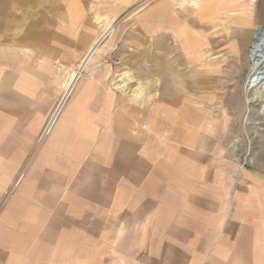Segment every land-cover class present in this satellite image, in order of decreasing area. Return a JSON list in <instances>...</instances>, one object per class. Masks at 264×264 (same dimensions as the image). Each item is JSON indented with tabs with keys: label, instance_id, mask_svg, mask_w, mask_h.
Segmentation results:
<instances>
[{
	"label": "crops",
	"instance_id": "crops-1",
	"mask_svg": "<svg viewBox=\"0 0 264 264\" xmlns=\"http://www.w3.org/2000/svg\"><path fill=\"white\" fill-rule=\"evenodd\" d=\"M194 1L196 4L189 6ZM253 1L183 0L187 6L182 5L175 13L173 0L153 5L144 14V33L154 34L147 22L158 21L172 46L142 57L148 58L144 61L158 60V64L146 67L148 75L165 81L163 94L154 103L142 106L114 96L106 85H96L95 101L89 102L88 111L82 113V136L75 140L60 136L54 144L52 135L60 126L68 98L78 82H73L72 76H85L82 72L87 68L74 67L65 73L60 86L64 87L61 102L46 119L44 134L37 137L28 158L25 162L19 160L21 173L10 189L15 190L25 175L27 180L42 170L47 176L59 177L58 181L68 177V192L66 188L60 191L59 182L50 181L37 190L42 194L54 191V199L32 202L23 198L24 204L31 207L16 223L15 233L20 236H16L15 248L1 247L0 264H264V179L255 171L244 172L231 189L230 163L222 161L227 151L214 148L212 141L200 137L230 136L228 126L215 128L209 112L199 116L194 109L202 107H197L192 95L184 96L185 89L186 93L200 91L206 94L203 109H212L216 87H226L221 78L238 76L239 61L247 60L238 46H256L264 29L253 32L259 21ZM5 4L0 0V13ZM99 18L95 15L94 20ZM225 29H230L237 40L233 43L226 38L218 45L224 48L232 42L228 49L236 69L224 74L222 67L203 62L205 53L213 50L214 36ZM158 30L156 27L155 32ZM167 48L171 53H166ZM46 54L34 62L38 68L24 64L8 68L0 61V102L6 100L8 109L20 118L38 116L40 101L43 107L48 105L47 74L43 81L54 52ZM251 54L254 56V51ZM81 59L86 61L81 57L78 65ZM164 65L170 67L169 74ZM92 71L91 79L96 68ZM184 75L192 81H198L201 75L204 84L186 83L183 88L177 82L183 84L178 78ZM141 84L131 93L132 102L147 99L156 86L152 81L146 90ZM23 86H29V95L22 93ZM233 95L225 98L231 106L235 102ZM44 120L37 118L36 125ZM22 127L21 122L8 123L0 132V136H9L5 148H0V174H5V183L19 167H11L17 160L15 151L23 147L16 136L37 134V129L32 133L17 132ZM11 128L15 131L9 133ZM44 143L62 151L55 153L59 160L49 156V162L45 151L39 161L46 164V170L29 169ZM77 164L80 171H76ZM65 167H71L70 172ZM82 171L86 172L85 179ZM15 214L18 215L16 211ZM26 228H31L30 233Z\"/></svg>",
	"mask_w": 264,
	"mask_h": 264
},
{
	"label": "rangeland",
	"instance_id": "rangeland-1",
	"mask_svg": "<svg viewBox=\"0 0 264 264\" xmlns=\"http://www.w3.org/2000/svg\"><path fill=\"white\" fill-rule=\"evenodd\" d=\"M163 1L3 0V3L6 2V4L2 7L3 12L0 13V61L5 62L8 68L11 65H15L18 68L19 65L23 64L38 68L34 65V62L46 57V52H54V57L49 58L47 63L44 73L45 80L43 81H46L47 74L49 92L45 96V101L48 102V105L43 107L44 105L40 101V106L37 110L38 116L20 118L19 115L13 114L12 109H8L7 106L9 105H6V100L1 99L0 132L4 130L6 124L15 122L22 123V129L17 130V132L22 134L32 133L37 129V134L35 133L34 136H16V138L21 139L20 142L23 147L15 151L17 160L11 164L12 168L14 166L17 168L21 159L25 162L28 158L26 156L30 149L33 148L37 137H41L44 134L46 119L51 112L53 114V109L62 99L61 95L64 87L60 89V86L63 76L74 67L75 69L81 68V70L83 67L87 69L82 72V75L85 76H72L73 82H78L68 98L67 110L64 117L60 120V126L56 128L55 133L52 135L51 140L54 141V144L60 140V136H65L68 140H75L82 136V131L79 128V124L82 122V113L88 111L86 109L89 102L95 101L96 85H106L114 96L122 97L131 103H138L142 106L154 103L156 99H159L163 94L165 81L157 76L148 75V67H146L158 64V60H155L156 62L151 60L144 61L148 60V58L142 56L144 53H162L163 49L172 45L166 41L167 37L161 30L162 27L158 21L157 24L147 22L154 34H145L143 25L144 14L153 5ZM186 3L183 0H177L176 5L174 4L172 9L173 12L180 10L182 5L183 7L187 6ZM195 4L196 2L189 6H194ZM252 5L257 9L256 12L259 19L253 30L255 32V30L264 27V0H254ZM95 15L101 18L94 20ZM227 22L225 20L223 24L226 25ZM111 24H113L112 28ZM220 26L217 28H220ZM156 27H159L158 32H155ZM261 31L262 38L256 46H238L241 54L246 53L247 60L239 61L240 71L238 76H235L238 78L237 83H235V77H226L224 75L221 78L222 83H226V87H216V99L212 109H203V101L206 99V94L200 91L186 93L187 89L184 90V96L192 95L191 97L194 101L198 102L197 107H202L198 111L194 109L199 116L204 115L208 111L211 116L210 120L215 123V128L220 127L222 130L224 125L228 126L230 136L223 134L221 136L200 137L207 141H212L214 148H225L228 152L224 156L225 160L222 161L230 163L231 171L228 175L231 189L238 185V182L242 179L240 175L244 172L255 171L258 176L264 179V29ZM231 32L230 29H225V32L223 30L218 32L213 39V50L208 51L204 55L206 58V61L203 62L204 64L211 62L215 68L216 66L222 67L224 74L227 73L226 71L230 72L232 70L233 72L236 69V66H233L231 62L230 48L228 49L232 45L231 41L234 43L237 40ZM226 38L227 40L231 39L230 43L224 46L225 49L218 48V45L224 43ZM257 38L260 40V36ZM113 44H115L114 47ZM253 51L254 56L251 54ZM166 53H171L169 48H167ZM81 57L86 58V61L84 62L81 59L78 65ZM165 66V72L169 74L167 70L170 67L166 68ZM204 66L207 67V65ZM94 68H96V71L93 74V79H91L90 76ZM179 69L183 70V67L179 66ZM178 79L183 80V84L177 82V85H181L183 88H186V83L196 82L200 86L204 84L201 75L198 81L196 79L192 81L189 76L179 77ZM152 81L156 86L152 87L149 97L139 102H132L131 93L138 84L142 83L143 89L147 90ZM234 84L238 86V93L234 91ZM42 86L44 85L42 84ZM23 87L22 93L29 95V86ZM231 91L232 93H230ZM232 95L235 98V102L231 106L226 100ZM52 98L53 104L51 105ZM225 98L227 99L225 100ZM65 101L66 99L62 100L63 103ZM19 108L24 109L25 107L20 106ZM40 117L45 118V120L38 126L36 122L37 118L39 119ZM211 126L214 127L213 124ZM13 131L15 130L11 128L8 132L11 133ZM14 137L12 136V138ZM8 139L9 136H0V148H5L4 142ZM72 142L70 141V143ZM27 143L29 145L25 149ZM238 146L241 149L240 152ZM45 151L48 152H46L48 154L46 160L49 162H51L49 156H52L54 161H56L59 159L55 157V153L62 152L55 145L52 146L50 144L48 146L44 143L32 160L29 169L39 167L45 169L43 167L46 164L39 161L40 155H43ZM235 152L240 154L237 153L238 155H236ZM52 164H50V167H52ZM65 170L70 172L71 167ZM78 170H81L79 165L76 171ZM20 173L21 166L17 168L8 183H5V174H0V185L3 186L0 187V249L4 245L15 248L17 243L16 236H20V234L15 233L16 223L19 222V218L27 214L31 207L29 204L28 206L24 204L23 198L32 199V202L48 198L54 199L56 197L54 191L50 190L46 194H42L40 189L37 190L38 186L50 181L59 182L60 191L66 188L68 192L67 181H65L68 177L64 181H58L59 177L47 176L42 170L33 174V178H28L27 180H25L26 172H22L25 175L23 180L15 190L11 191L10 188ZM85 177L86 172L82 171V179H85ZM30 181L31 184H29ZM32 184L34 185L33 189L29 188ZM15 211L18 213L17 216ZM19 229L20 227L18 226L17 230ZM26 229L30 233L31 228Z\"/></svg>",
	"mask_w": 264,
	"mask_h": 264
}]
</instances>
